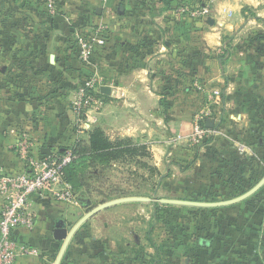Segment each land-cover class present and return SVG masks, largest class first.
Instances as JSON below:
<instances>
[{
    "label": "crops",
    "instance_id": "1",
    "mask_svg": "<svg viewBox=\"0 0 264 264\" xmlns=\"http://www.w3.org/2000/svg\"><path fill=\"white\" fill-rule=\"evenodd\" d=\"M189 2L209 14H183L179 0H58L54 15L41 0H0V170H24L16 151L23 137L42 158L50 156L44 149L54 154L93 127L154 153L168 144L171 155L175 133L193 149L184 142L194 127L212 137L196 145L202 155L232 145L252 156L264 153V0ZM97 29L108 33L107 45L83 65L75 35ZM94 73L104 81L102 105L88 112L80 135L73 89ZM259 162L264 167V157ZM262 189L230 206L191 207L199 224L185 230L179 256L170 253L164 263L264 264ZM258 192L260 207H249ZM31 209L34 227L14 234L29 252L15 264H55L64 244L58 224L72 230L75 206L35 197ZM78 233L60 264H93L73 257ZM119 254L116 264L139 262L125 248Z\"/></svg>",
    "mask_w": 264,
    "mask_h": 264
},
{
    "label": "rangeland",
    "instance_id": "2",
    "mask_svg": "<svg viewBox=\"0 0 264 264\" xmlns=\"http://www.w3.org/2000/svg\"><path fill=\"white\" fill-rule=\"evenodd\" d=\"M190 6L198 7L193 4ZM80 87L73 89L76 97ZM72 104L74 106V103ZM189 107L193 110L195 104ZM94 108L88 107L81 114L84 118L73 108L80 135L87 129L85 125L88 112ZM178 134L172 135L174 142L171 145V155L168 144L164 150L162 144L160 152L154 153L148 145L146 151L137 153L135 161L146 163L148 168L128 161L113 163L110 166L99 163L94 168L83 167L78 170V182L85 187L73 188L70 185L76 199L73 203L75 215L70 222L71 227L92 209L113 200L141 197L150 201L113 207L88 220L75 238L77 242L73 248V257L76 260H91L93 264H116L119 250L124 251V248L130 255H136L132 250L137 252L138 264H144L142 259H149L147 264H152L153 258L163 261L165 255L170 253L172 256H179L185 230L194 229L200 219L195 218V212H190L194 208L169 205L161 200L207 203L228 201L249 192L264 178V167L259 162L264 153L259 152L260 150L252 156L232 145L230 148L224 146L216 151L203 150L202 155L195 149L196 145L200 144L202 139L206 141L212 137L198 135L194 127L192 135H188L189 143L184 142L193 147L189 149L183 144L185 138L179 139ZM236 140L242 142L238 138ZM219 141L225 144V140ZM137 144L142 145L139 142ZM175 145L176 149L173 147ZM65 147L67 146H61L60 149ZM185 150L189 152L183 157L182 152ZM58 151L57 149L54 152ZM86 187H89L88 191L85 190ZM259 192L251 198L249 207H260ZM261 192L264 193V190ZM84 205L85 208L82 207ZM187 211L190 214H187ZM203 219L205 223L208 221L205 216ZM150 231L156 246L154 250L149 247ZM105 257L107 258L104 259ZM161 264H165L164 261ZM171 264L179 263L172 261Z\"/></svg>",
    "mask_w": 264,
    "mask_h": 264
},
{
    "label": "built area",
    "instance_id": "3",
    "mask_svg": "<svg viewBox=\"0 0 264 264\" xmlns=\"http://www.w3.org/2000/svg\"><path fill=\"white\" fill-rule=\"evenodd\" d=\"M41 1L49 13L56 14L59 9L58 0ZM179 2L180 12L193 18L200 19L209 14L208 7L194 8L187 0ZM107 36L108 33L104 29L75 35L77 57L83 65H91L94 62L96 51L107 45ZM103 82L97 74L86 79L77 93L74 110L81 115L88 107H100ZM196 133L203 136L206 132L196 128ZM16 151L24 163V170L19 173L0 170V264H15L20 256L29 252L26 246L15 240L14 234L18 229L34 227L32 199L43 197L59 202H76L70 184L63 179V170L73 159L71 152L37 158L35 147L28 137H23L17 143Z\"/></svg>",
    "mask_w": 264,
    "mask_h": 264
},
{
    "label": "trees",
    "instance_id": "4",
    "mask_svg": "<svg viewBox=\"0 0 264 264\" xmlns=\"http://www.w3.org/2000/svg\"><path fill=\"white\" fill-rule=\"evenodd\" d=\"M187 2L188 4L190 3L189 0H187ZM86 134V138L77 139L74 144L62 150L58 149L59 151L57 152L60 154L69 151L73 155L71 163L63 170V179L73 188L75 186H84V184L78 182V170L83 167L94 168L99 163L104 166H110L113 163L129 161L135 162L141 167L148 168L146 163L135 161L138 152H144L148 149L146 145H138L134 143L132 139L117 138L116 140H112L100 127H93ZM87 189H89V187L85 188L86 191H88ZM161 263L163 262L159 259H152V264Z\"/></svg>",
    "mask_w": 264,
    "mask_h": 264
},
{
    "label": "water",
    "instance_id": "5",
    "mask_svg": "<svg viewBox=\"0 0 264 264\" xmlns=\"http://www.w3.org/2000/svg\"><path fill=\"white\" fill-rule=\"evenodd\" d=\"M105 93L109 94V89H102ZM43 153L45 155H51L52 151L51 149H44ZM264 186V178L249 192L245 193L244 195L228 200V201H222V202H214V203H207V202H194V201H183V200H161V202L169 205H179V206H190V207H224V206H230L239 202L244 201L245 199L251 197L254 195L257 191H259ZM150 201L148 198H141V197H127V198H121L117 200H113L107 203H104L102 205H99L98 207L92 209L90 212H88L86 215H84L72 228V230L67 233V231L64 229V225L60 226L58 224V228L60 230L59 239L64 240L63 247L57 257V260L55 264H60L62 261V258L68 248V245L70 244L72 238L77 233V231L92 217H94L96 214L101 212L102 210L108 209L110 207L124 204V203H135V202H148ZM208 242H206L207 244ZM205 245V241L203 243Z\"/></svg>",
    "mask_w": 264,
    "mask_h": 264
},
{
    "label": "flooded vegetation",
    "instance_id": "6",
    "mask_svg": "<svg viewBox=\"0 0 264 264\" xmlns=\"http://www.w3.org/2000/svg\"><path fill=\"white\" fill-rule=\"evenodd\" d=\"M80 229H81V228H80ZM80 229H79V230H80ZM79 230H78V231H79ZM78 231H77V232H78ZM151 233H152L151 231L148 233L149 247H150L151 249L154 250L156 246H155V242H154V240L152 239V235H151ZM153 243H154V244H153ZM203 243H204V242L201 241L200 244L203 245ZM133 248H134V247H132V249H133ZM132 253H136V255H137V252L134 251V250H132ZM136 255H135V256H136ZM168 256H169V255H168ZM168 256L165 255L163 261H165V259H166ZM160 257H161V256H160ZM136 258H137V260L139 261V257H138V255L136 256ZM142 260H143L144 264L149 263V261H148L149 259H142ZM159 260H160V259H159ZM147 261H148V262H147ZM151 261H152V260H151ZM163 261H162V262H163Z\"/></svg>",
    "mask_w": 264,
    "mask_h": 264
}]
</instances>
